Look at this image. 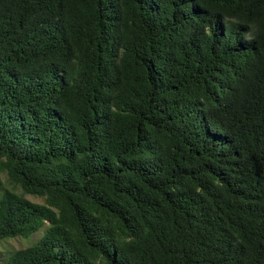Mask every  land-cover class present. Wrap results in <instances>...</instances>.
Here are the masks:
<instances>
[{
    "label": "trees",
    "instance_id": "16d2710c",
    "mask_svg": "<svg viewBox=\"0 0 264 264\" xmlns=\"http://www.w3.org/2000/svg\"><path fill=\"white\" fill-rule=\"evenodd\" d=\"M40 229L6 264H264V0H0V242Z\"/></svg>",
    "mask_w": 264,
    "mask_h": 264
},
{
    "label": "rangeland",
    "instance_id": "374dc122",
    "mask_svg": "<svg viewBox=\"0 0 264 264\" xmlns=\"http://www.w3.org/2000/svg\"><path fill=\"white\" fill-rule=\"evenodd\" d=\"M3 178H6V175H2ZM9 187V186H8ZM30 200H33L35 202H41V200L36 199L34 197L28 196L27 197ZM44 235V230L40 229L38 232L33 234L28 239H8L3 242H0V264H6L10 255L20 249H25L31 245H33L35 242H37L42 236Z\"/></svg>",
    "mask_w": 264,
    "mask_h": 264
}]
</instances>
